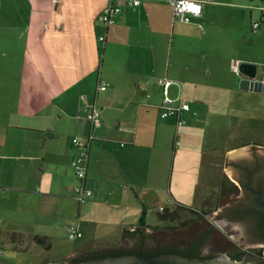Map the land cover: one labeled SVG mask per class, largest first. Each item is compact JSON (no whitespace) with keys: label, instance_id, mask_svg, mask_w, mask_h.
<instances>
[{"label":"crops","instance_id":"1","mask_svg":"<svg viewBox=\"0 0 264 264\" xmlns=\"http://www.w3.org/2000/svg\"><path fill=\"white\" fill-rule=\"evenodd\" d=\"M128 1L114 0L121 13L106 28L100 12L111 0H59L57 5L0 0V254L10 250L16 258L0 264L58 263L88 248L119 244L124 230L139 228L144 207L148 218L153 206H171L169 197L177 201L179 135L184 143L201 149L207 141L215 150L220 136L233 139L247 102L264 101L261 59L253 53L235 58L243 50H264V24L253 30L264 0H216L205 4L202 17L191 24L174 22L173 6L165 0H141L137 7ZM178 23L197 38L199 61L192 62L189 54L184 63L172 65L171 53L167 66L163 46L174 40ZM250 31L259 33L253 41ZM105 34L104 60L98 65L93 49ZM237 63L258 66L261 92L240 89L243 76L233 70ZM165 77L175 82L170 96L191 107L179 129L176 119H160ZM84 104H96L103 123L89 152L87 182L94 198L80 203L74 195L78 179L72 161L78 150L72 139L90 132ZM259 109L264 117V108ZM253 143L228 148L223 173L226 154ZM6 213L17 215L13 222L28 221L27 246L25 233L5 226ZM70 224L77 225L76 236L70 238L68 231L60 239L59 225L69 230ZM32 244L47 254L26 258Z\"/></svg>","mask_w":264,"mask_h":264},{"label":"rangeland","instance_id":"2","mask_svg":"<svg viewBox=\"0 0 264 264\" xmlns=\"http://www.w3.org/2000/svg\"><path fill=\"white\" fill-rule=\"evenodd\" d=\"M248 24H249V20H248ZM187 26L188 25L180 24V23L176 24L174 40L172 41L171 38H169L165 43V45L163 46L164 49L163 58L165 59L167 66L170 65L171 53H172L171 54L172 65H174L175 63H184L185 56L189 54L194 55L191 57L193 59L192 62L199 61L198 56H195L198 51H196L195 50L196 47H194L197 38L194 37V35L187 30ZM97 30H98V34H101V29L99 27H97ZM263 30H264V26L261 29V31ZM258 34L257 33L253 34L250 31V35H248L249 41H253V35H258ZM179 40L181 42H179ZM97 46L98 49H93V51L95 52L94 54L95 63L100 65L101 61L104 60V45L102 43L97 42ZM248 53L251 54L253 53L255 56L258 55V57L261 59V61L257 63L259 67H262V65H264L263 49H259L257 53H255L254 51L243 50L241 52H238L235 55L236 56L235 58L246 55ZM247 103H248L247 109L243 108V110L240 113L242 118V125L240 128L236 127L237 133L234 135L233 139L225 137L224 135V140L221 141V136H220L219 142L215 145L216 146L215 150L213 149L214 148L213 145L211 143H207V141L206 143H204L201 149H199L197 145L191 144L190 142L184 143L181 141L180 139L181 137L179 135V142H177V145L181 146V149L177 152V162L175 168L177 170H180L181 174L176 175L174 179L173 197L175 200L183 204L189 205L191 208L196 207L202 215L206 216V218H210L211 220L212 218L215 219L216 216L220 217L219 211L218 212L216 211L214 214L210 213L209 211H212L213 208L218 205L217 196L219 195L220 189L219 190L217 189L218 187H220V181H221L220 175L223 173V169L220 165L223 163L222 157L224 152H227L228 148L239 147L248 143L255 142L250 146L248 145L241 149L230 151L229 153L226 154L224 174L228 173V175L234 180H235L234 174H236V171L232 167V163H230L231 161L243 157L249 158V156L251 157L252 153L254 152L264 155V117L263 114L261 115V111L259 109L260 106L264 108V101L250 99L249 102ZM162 120L163 122H166L164 119H161V121ZM168 120H169L168 123L173 121L170 119ZM204 149H209V150H204ZM201 150H204L203 151L204 154L202 155L203 157H201L200 155L202 153ZM172 159H173L172 154H169L168 162L172 163L173 162ZM214 161H217V165L215 167L213 166ZM215 187L216 190H214ZM92 197L94 198V194ZM168 199L171 204L174 203V200L172 198L169 197ZM165 207L168 206H162V207H159V205L153 206L147 220L149 226L147 230L179 231L183 228H186L187 226L194 224L195 222L193 221L196 220L197 217H199L198 216L199 211L197 214H194L193 212L187 210H179L178 212L179 215L176 217L175 220L160 221L157 216V212L161 211V209ZM169 207L175 209L173 208L174 204H172ZM16 216L17 215H13L11 213H6L5 226L8 229H13V227L15 226L17 227V231H21L25 233L26 243L24 245L27 246L28 245V221H27L28 215L24 216L23 218L27 222H23V220L19 217L17 218L18 222H13V218H15ZM191 219L194 220L192 221ZM220 222L225 224L227 223V221L223 218H221ZM68 231L69 230L67 226L59 225L58 237L64 240V236L68 233ZM224 231L227 232L228 236L230 237V240H226L228 244V248L222 253V255L228 256L231 259H233L234 255H238L239 253L249 252L246 253L240 260L237 259V261L244 263H257L264 261L262 257L255 254L254 252L256 251L255 248H250L246 246L247 245L246 243H245L246 245H244V241L239 240L240 239L239 233H236V231L229 226H227L224 229ZM124 236L120 238L121 241L119 240L121 244L124 241V239H128L125 238L126 236L125 237ZM77 241H78L77 239L69 240V242L72 244H75V242ZM62 246L64 247L65 245ZM261 248L262 247H259V249ZM59 250H60V246H56L55 252H58ZM46 254L47 253L45 251L37 247L35 244H32V249L30 250L29 253L25 254V257L30 258L33 261V260L41 259ZM1 256L2 255L0 254V260H4V258L12 257V256H14L15 258V253L8 250L5 257H1Z\"/></svg>","mask_w":264,"mask_h":264},{"label":"flooded vegetation","instance_id":"3","mask_svg":"<svg viewBox=\"0 0 264 264\" xmlns=\"http://www.w3.org/2000/svg\"><path fill=\"white\" fill-rule=\"evenodd\" d=\"M230 163L236 171L235 180L227 173H222L220 191L217 196L218 205L209 211L212 214L219 211L220 217L216 216L212 220L204 215L197 217L195 225L199 231L196 241L204 243L215 240L225 243L226 240H230L227 232L224 231L229 226L240 234L239 240L244 241V245L247 244L246 246L258 251L259 247H264V155L254 152L249 158H239ZM221 218L227 223H221ZM146 235L144 228L135 230L134 233L125 237H133L134 244L126 247L127 239H124L122 248L133 252L156 250L158 247L147 243ZM180 246L188 248L189 244ZM256 251H254L255 254ZM201 255L219 257L217 254Z\"/></svg>","mask_w":264,"mask_h":264},{"label":"built area","instance_id":"4","mask_svg":"<svg viewBox=\"0 0 264 264\" xmlns=\"http://www.w3.org/2000/svg\"><path fill=\"white\" fill-rule=\"evenodd\" d=\"M173 6L174 22H181L185 24L193 23L194 19L200 18L203 15L204 5L213 3L216 0H165ZM54 5H57L59 0H52ZM141 0H129L128 4L137 7ZM121 13V8L116 6L114 0H111L110 5L100 12V17L103 20L106 28L115 23L116 15ZM264 24V11L262 19L253 23V30L258 29ZM198 27L202 28V24L197 23ZM103 45L106 42V34L98 38ZM234 71H239L238 63L233 66ZM175 83L168 77L161 80L163 89V98L160 104V118L161 119H176L177 128H181L186 124L184 115L191 111L188 103L179 99H174L170 96V87ZM101 85H106L101 82ZM82 101L87 100V96L83 95ZM83 112L86 120L90 124V132L86 137H74L72 139L73 145L77 148L78 153L72 161V168L78 179V184L74 187V195L78 202L83 203L92 198L94 194L93 187L87 182V171L89 162V152L92 142L96 139L95 130L102 126V112L96 104H84ZM70 238H74L77 233V225L73 224L69 227ZM0 253L2 251L0 250ZM264 254V253H263Z\"/></svg>","mask_w":264,"mask_h":264},{"label":"water","instance_id":"5","mask_svg":"<svg viewBox=\"0 0 264 264\" xmlns=\"http://www.w3.org/2000/svg\"><path fill=\"white\" fill-rule=\"evenodd\" d=\"M240 73L243 78L240 80V89L244 91L261 92L263 82L258 79V66L255 64L241 63L239 65ZM138 229V228H137ZM136 229V230H137ZM199 228L195 223L183 228L179 231H164V230H147L146 229V241L149 245L155 247H167V246H185L198 237ZM134 238H128L125 241L126 247H130L134 244ZM228 248L227 242H217L215 240H209L202 243L199 247L201 254H217L219 257H215L208 260L184 257L178 254H164L157 255L150 258L137 255H124L120 257L102 258L95 261L83 262L78 264H264V262L257 263H244L237 260H233L228 256L222 255V253ZM49 264H70L65 263H49Z\"/></svg>","mask_w":264,"mask_h":264},{"label":"trees","instance_id":"6","mask_svg":"<svg viewBox=\"0 0 264 264\" xmlns=\"http://www.w3.org/2000/svg\"><path fill=\"white\" fill-rule=\"evenodd\" d=\"M174 207L175 209H172L171 207H165L161 209V211L157 212V216L160 221H171L175 220L176 217L179 215V210H187L190 212H193L194 214H197L198 211L195 209L191 208L190 206H187L185 204H182L178 201H174ZM199 212L198 216L201 217L203 216ZM148 218H147V208L144 207L142 216L139 221V230L144 228L147 229L148 226ZM192 221L194 219H191ZM195 222V220L193 221ZM132 234V232H130ZM134 233V232H133ZM126 234V230L123 231L122 236ZM129 234V233H127ZM126 234V235H127ZM125 235V236H126ZM124 236V237H125ZM195 237L189 244L188 248H182L181 246H167V247H162L159 246L156 250H152L150 252L146 250H141L140 252H133V251H127L122 248L121 242L116 245H111V246H105V247H93V248H88L84 250L83 252L77 254L73 258L69 259L67 262L70 264H78V263H83V262H90V261H95L99 260L102 258H111V257H120L124 255H137V256H143L145 258H150L153 256L157 255H164V254H178L184 257H190V258H197V259H203V260H208L215 258L214 256H202L201 253L199 252V247L201 245V241H196ZM45 240L43 238H38V241L42 243V241ZM247 253V252H246ZM246 253H239L238 255H234L233 259H241ZM264 248L259 249L256 251V255L264 258ZM264 262V261H263ZM58 263H65V261H60Z\"/></svg>","mask_w":264,"mask_h":264}]
</instances>
